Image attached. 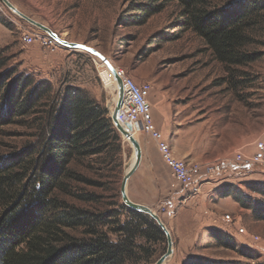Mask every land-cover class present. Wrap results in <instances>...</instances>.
I'll use <instances>...</instances> for the list:
<instances>
[{
  "label": "trees",
  "instance_id": "obj_1",
  "mask_svg": "<svg viewBox=\"0 0 264 264\" xmlns=\"http://www.w3.org/2000/svg\"><path fill=\"white\" fill-rule=\"evenodd\" d=\"M150 1L134 5L138 23L176 2L179 23L204 40L234 85L240 82L232 67L261 56L244 50L254 32L264 30V0ZM8 62L0 55V125L33 117L37 142L26 155L0 158V264H155L166 237L155 220L121 200L123 140L106 107L78 85L55 90L49 80L17 73ZM110 170L118 172L116 179ZM261 185L249 189L264 196ZM218 191L264 221V200L232 184ZM212 235L236 247L228 232L213 229ZM191 264L228 263L201 258Z\"/></svg>",
  "mask_w": 264,
  "mask_h": 264
},
{
  "label": "rangeland",
  "instance_id": "obj_2",
  "mask_svg": "<svg viewBox=\"0 0 264 264\" xmlns=\"http://www.w3.org/2000/svg\"><path fill=\"white\" fill-rule=\"evenodd\" d=\"M9 1L63 40L95 48L138 83L150 82L154 87L153 84L159 81L172 92L177 91L178 86L194 84L201 92L213 88L217 104L224 102V106L237 112L246 110L249 132L255 120L259 122L262 118L264 126V30L257 29L253 43L244 50L246 54L260 53L261 56L247 65L232 67L237 82H240V85H234L229 79L231 71L214 58L204 40L179 23L181 15L176 2L166 4L160 13L140 24L134 5L149 4L150 0ZM0 14L5 22L0 23V55L9 58V69L13 67L17 73H30L37 80L47 79L55 90L66 84L78 85L93 97L97 95L101 104L117 94L116 89L106 84L110 79H103L109 76V72L107 69L101 72L103 61L95 55L63 45L56 52H51L39 43L31 45L38 48L33 52L30 46L22 43L23 33L45 32L13 13L1 0ZM26 54L35 56L36 61L32 62L29 57L23 60L22 56ZM55 54L60 56L55 58L56 62L63 58L60 69L52 67ZM150 75L155 77V81L150 79ZM32 120L17 116L12 122L0 125V158L26 155L27 149L36 144ZM121 136L123 150L119 188L126 167L133 159L131 144ZM93 162L98 164L95 159ZM252 169L264 172V165L259 164ZM85 171L90 176L95 175L91 168ZM108 174L114 179L119 175L113 171ZM262 174L260 179L249 177L211 187L203 186L200 197L192 202L178 201L172 208L165 207L163 203H152L151 208L160 216L173 240V254L164 264H191L201 258L228 264H264V221L255 219L251 210L241 207L233 198H222L218 191L222 186L232 184L254 199L264 200L262 194L249 189L254 182H261L264 187ZM128 194L131 199L136 197L132 189ZM111 195L113 191L108 192V196ZM226 215H231L233 221L228 222ZM239 228H245L246 233H239ZM213 229L228 232L233 236L236 247L221 245L213 237ZM254 237H259V240H254ZM243 248L246 250L242 253L240 249ZM158 250L160 256L166 252L167 240L158 246Z\"/></svg>",
  "mask_w": 264,
  "mask_h": 264
},
{
  "label": "crops",
  "instance_id": "obj_3",
  "mask_svg": "<svg viewBox=\"0 0 264 264\" xmlns=\"http://www.w3.org/2000/svg\"><path fill=\"white\" fill-rule=\"evenodd\" d=\"M36 49L38 48L35 46L31 47L33 52L37 51ZM28 57L32 62L36 61L35 56L27 54L22 56V59L27 60ZM58 57L60 56L54 55L52 67L60 69L63 58L61 62H56ZM150 79L155 81L152 75ZM153 86V91L149 94L152 118L156 129L165 135L173 154L179 159L201 164L224 162L228 164V170L224 174L208 178L199 185L183 187L172 176L157 142L149 133L141 131L138 139L142 159L128 183V190L132 189L136 196L132 198L133 201L150 208L152 203H163L165 207L172 208L178 201L192 202L200 197L203 186L211 187L224 181L235 182L249 177L261 178L260 175L264 172H255L252 168L236 169L233 160L238 153L253 154L256 142L264 139L262 118L259 122L254 121L249 132L246 110L244 113L242 110L237 112L224 106V102L217 104V95L213 88L201 92L194 84L178 86V90L172 92L159 81ZM94 97L100 101L97 95ZM114 97L111 95L103 104L107 110L114 102Z\"/></svg>",
  "mask_w": 264,
  "mask_h": 264
},
{
  "label": "built area",
  "instance_id": "obj_4",
  "mask_svg": "<svg viewBox=\"0 0 264 264\" xmlns=\"http://www.w3.org/2000/svg\"><path fill=\"white\" fill-rule=\"evenodd\" d=\"M21 39L25 46L39 43L42 47L51 52H56L61 47V44L47 33L27 31L23 33ZM100 67L103 71V68H105L104 63H101ZM106 69L109 72L108 68ZM116 72L122 79L124 87V101L118 113L119 122L123 125L130 124L133 128L132 132L134 135L137 132L140 133L143 131L152 136L157 142L158 149L164 162L170 168L172 176L179 184L183 187L199 185L205 180H208V178L221 175L228 170V164L226 165L224 162L201 164L199 162L177 158L173 154L165 135L155 127L149 102V94L153 88L151 83H138L134 78L127 76L119 67H116ZM112 81H114V79ZM109 116L111 118L110 113ZM233 161L236 169L239 168L240 170H247L259 164L264 165V140L256 143V152L252 156L238 153L235 155ZM225 217L228 222L233 221L231 215H226ZM238 231L241 234L246 233L245 228H239ZM254 240H259V237H254Z\"/></svg>",
  "mask_w": 264,
  "mask_h": 264
},
{
  "label": "water",
  "instance_id": "obj_5",
  "mask_svg": "<svg viewBox=\"0 0 264 264\" xmlns=\"http://www.w3.org/2000/svg\"><path fill=\"white\" fill-rule=\"evenodd\" d=\"M9 10H11L13 13L20 16L22 19L26 20L33 26L38 27L43 32L49 34L53 38H55L61 45L66 46L68 48L72 49H81L87 52L92 53L97 58H99L108 68L109 72L111 73L114 82L116 84V91L117 96L114 100L115 102H112L108 106V112L111 115L112 122L116 129L120 132V134L123 135V137L129 141V143L132 146L133 150V159L131 163H129L126 167L125 173L122 178L121 186H120V194L122 202L128 206L131 209H134L136 211L142 212L144 214H147L150 216L155 222L160 226V228L163 230L166 240H167V250L166 252L159 257V259L155 262V264H164L165 261L173 254V240L171 237V234L169 230L167 229L166 225L161 220L160 216L149 206L141 203H137L133 201L128 194V183L131 178V176L134 174V172L137 170L141 163L142 159V149L139 140L134 136L132 132V126L130 124L123 125L118 120V113L123 105L124 101V87L122 83V79L117 75L116 67L109 61V59L104 56L101 52L96 50L95 48H92L86 44H79L70 42L67 40H63L61 37H59L57 34H55L49 27L41 24L40 22L32 19L31 17L27 16L23 12H21L13 3H11L9 0H1Z\"/></svg>",
  "mask_w": 264,
  "mask_h": 264
},
{
  "label": "bare ground",
  "instance_id": "obj_6",
  "mask_svg": "<svg viewBox=\"0 0 264 264\" xmlns=\"http://www.w3.org/2000/svg\"><path fill=\"white\" fill-rule=\"evenodd\" d=\"M105 70H106V68H103V71H102V72H104ZM108 75H109V76H106V77L103 78V79L106 80V81L110 79L109 81L106 82V84L109 85L113 90H114V89H117V88H116V84L113 83L114 81H112V80H113L112 75H111L110 73H109ZM116 96H117V94H115L114 99H116ZM139 135H140L139 132H137L134 136H135L136 138H137V137L139 138ZM138 138H137V139H138ZM138 140H139V139H138Z\"/></svg>",
  "mask_w": 264,
  "mask_h": 264
}]
</instances>
